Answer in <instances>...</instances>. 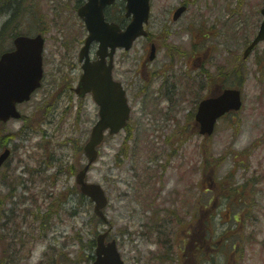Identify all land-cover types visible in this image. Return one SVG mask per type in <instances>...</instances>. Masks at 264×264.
<instances>
[{
    "label": "rangeland",
    "instance_id": "1",
    "mask_svg": "<svg viewBox=\"0 0 264 264\" xmlns=\"http://www.w3.org/2000/svg\"><path fill=\"white\" fill-rule=\"evenodd\" d=\"M84 1L0 2V31L10 20L0 36V52L12 48V32L44 37L41 87L18 105L20 118L0 123V151L11 150L0 169V264H91L95 237L107 227L125 264H166L154 258L159 232L182 229L181 218L197 215L202 202L215 199V186L227 184L240 185L244 197V203L232 204L231 214H240L250 201L252 220L221 221L231 204L221 196L214 230L232 231L237 225L234 264H264V41L241 59L258 30L264 0H151L150 36L115 54L113 74L127 91L129 126L106 138L87 173L108 197L107 224L74 187V169L86 162L82 145L98 118L91 96L80 99L73 90L87 34L76 12ZM184 1L187 10L173 21L172 9ZM122 5L116 0L108 17L121 20ZM205 32L213 33L203 38ZM153 37L162 45L143 67ZM198 43L209 76L219 69L226 85L238 87L242 97L240 110L219 119L207 139L191 131L195 102L207 84L198 89L190 72L173 75L167 67L174 56L178 62H171L172 72L182 69L181 61ZM96 49L93 43L91 57ZM163 72L166 80L154 77ZM164 80L172 82V92L159 89ZM187 122L183 139L176 127Z\"/></svg>",
    "mask_w": 264,
    "mask_h": 264
},
{
    "label": "water",
    "instance_id": "2",
    "mask_svg": "<svg viewBox=\"0 0 264 264\" xmlns=\"http://www.w3.org/2000/svg\"><path fill=\"white\" fill-rule=\"evenodd\" d=\"M114 0H87L77 10L84 20L88 35L79 53L83 60V74L80 77L76 92L80 96L91 92L99 106L98 120L92 126L90 135L83 145L87 163L76 173V183L79 190L94 202V212L104 221L103 209L107 197L102 187L93 182H86V172L89 165L98 157V147L104 139V131L109 129L113 134L126 124L129 115L125 91L121 84L112 79V56L117 46L129 49L134 39L145 35L143 24L148 20L149 0H126V15L131 20L124 30L113 22L104 20L103 8ZM183 8H178L177 17ZM264 16V7L261 9ZM264 39V18L259 31L244 52L246 56L252 47ZM98 41L96 54L98 58L90 61L88 49L92 41ZM43 38L18 35L14 38V48L0 54V120L7 121L10 117L18 118L20 113L16 104L30 98L31 93L40 86L43 74L42 48ZM108 47L110 51H108ZM152 48L149 58H153ZM109 56L106 64L105 57ZM242 104L239 89H224L217 96H209L199 103L195 119L199 123L200 133L209 135L213 132L216 119L230 110H238ZM9 154L8 149L0 153V166ZM108 231L96 237L95 259L92 264H124L118 252L116 241H105Z\"/></svg>",
    "mask_w": 264,
    "mask_h": 264
},
{
    "label": "flooded vegetation",
    "instance_id": "3",
    "mask_svg": "<svg viewBox=\"0 0 264 264\" xmlns=\"http://www.w3.org/2000/svg\"><path fill=\"white\" fill-rule=\"evenodd\" d=\"M182 4L185 5L183 7L187 10L188 7L187 1L182 2ZM175 9L176 7L172 9L173 13L171 15L173 21L180 18L183 14L182 13L181 15H179L178 18H174ZM213 32H215V30ZM213 32L202 33V37L203 38L208 37ZM147 36L149 37L150 34ZM148 43L150 46H154L156 48V52L159 50V47L162 45V43H160L159 40L154 37L150 38L148 40ZM205 55L206 54L204 53L203 45L201 43H198L197 45H195L194 51H192L191 54L187 55L185 59L181 61V63L184 64V67L178 70V66H177L176 73H173L171 70V62L177 63L178 59L174 56L169 57L170 59L167 63L168 70L173 75L179 74L180 72L189 75L190 72L191 73L189 75L190 81L193 79V77H196L198 89L204 88L206 83L207 84L206 89L208 94L210 93L216 94L221 92L222 89L232 86L230 84L226 85L225 83L226 80L223 78V74H222L223 72H219V69L216 70L217 74L209 76V70H207L205 66V62H206ZM154 60L155 58L152 61H150V63H152ZM115 63L116 60L114 56L112 73H114ZM145 64L146 61L144 58L142 60V66L144 67ZM189 64H191L190 69H188ZM154 77H159V78L162 77L165 78L166 80V74L164 72L162 75L156 74V76ZM230 77H232V74ZM165 80L160 83L159 89L172 92L173 89L172 82L165 83ZM205 95L206 94H203L201 98L204 97ZM195 103L197 105L198 101ZM128 123L126 127L129 126ZM187 124L188 122L184 123L182 126L178 125V127H176L178 129L176 131V133H178L177 136H180L183 139H185L188 136L189 129ZM183 132L185 133L184 135ZM216 202H217V198L215 199L212 207L215 206ZM214 217H215L214 214L199 215L196 220V216H191L190 220L191 219L192 220L190 223L188 222L189 220H183V218H181L180 221L186 223L185 226L181 227L182 229L173 232H169V231L159 232L160 241L158 242V246H157L159 252H155L154 255L155 260H157L159 263L166 262V264H206V263L234 264L236 249L237 247L239 248L240 245L239 239L237 238L239 237L238 236L239 233L229 230H220V231L210 230L209 229L210 219ZM225 217L230 218V215L226 214ZM238 217L240 218V216H236V214L231 215L233 221H236ZM242 218L243 216H241V219ZM204 219H207L206 220V222L208 223L207 225H205ZM196 227H203V228L206 227V229L195 230ZM151 238H152L151 236L147 237L148 240H150ZM216 256H218V258L219 256L223 258L217 261L218 258L214 259V257ZM209 259H211V262H206V260Z\"/></svg>",
    "mask_w": 264,
    "mask_h": 264
},
{
    "label": "trees",
    "instance_id": "4",
    "mask_svg": "<svg viewBox=\"0 0 264 264\" xmlns=\"http://www.w3.org/2000/svg\"><path fill=\"white\" fill-rule=\"evenodd\" d=\"M4 1H5V0H3V2H4ZM1 2H2V1H1ZM8 24H9V23H6V24L3 26V28H2L1 31H0V36L3 35V33L6 32V27H7ZM11 35H15L14 32H12Z\"/></svg>",
    "mask_w": 264,
    "mask_h": 264
}]
</instances>
